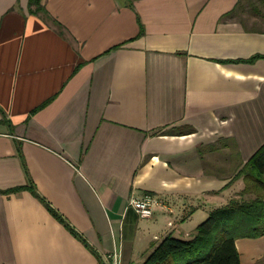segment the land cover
<instances>
[{
    "label": "crops",
    "instance_id": "crops-1",
    "mask_svg": "<svg viewBox=\"0 0 264 264\" xmlns=\"http://www.w3.org/2000/svg\"><path fill=\"white\" fill-rule=\"evenodd\" d=\"M258 1L0 0V190L22 188L0 193V264H141L239 197L264 144ZM236 246L264 258V236Z\"/></svg>",
    "mask_w": 264,
    "mask_h": 264
},
{
    "label": "trees",
    "instance_id": "trees-1",
    "mask_svg": "<svg viewBox=\"0 0 264 264\" xmlns=\"http://www.w3.org/2000/svg\"><path fill=\"white\" fill-rule=\"evenodd\" d=\"M29 11L49 18L42 0H29ZM140 26L142 34L141 23ZM260 58L264 56L255 55L246 61L253 62ZM236 177H243L245 185L238 198L211 211L191 233L190 238L180 239L172 235L165 237L145 256L141 264H241L236 240L264 236V144ZM21 189L0 190V193L18 192ZM29 190L74 236L83 240L81 234L39 196L34 185Z\"/></svg>",
    "mask_w": 264,
    "mask_h": 264
},
{
    "label": "built area",
    "instance_id": "built-area-1",
    "mask_svg": "<svg viewBox=\"0 0 264 264\" xmlns=\"http://www.w3.org/2000/svg\"><path fill=\"white\" fill-rule=\"evenodd\" d=\"M130 207L133 208L135 213L143 219L151 218L157 206H163L162 201L154 195L145 194L142 197L131 198L129 202ZM108 259H112L113 264L118 263L117 254H110Z\"/></svg>",
    "mask_w": 264,
    "mask_h": 264
},
{
    "label": "rangeland",
    "instance_id": "rangeland-1",
    "mask_svg": "<svg viewBox=\"0 0 264 264\" xmlns=\"http://www.w3.org/2000/svg\"><path fill=\"white\" fill-rule=\"evenodd\" d=\"M252 1H253V3H259L258 0L257 1L252 0ZM243 6L244 7H240L236 11V13H235L236 18L243 21L247 26H252L253 22L254 23L257 22V21H255V19H253L254 13L252 11V7L249 4H247L246 2L244 3ZM257 6H259L260 9L264 12V6H262L261 4H259V5L257 4ZM255 264H264V258L259 259L258 261L255 262Z\"/></svg>",
    "mask_w": 264,
    "mask_h": 264
}]
</instances>
